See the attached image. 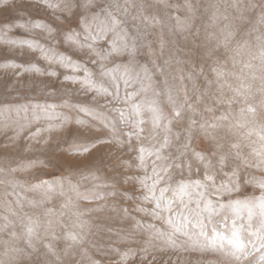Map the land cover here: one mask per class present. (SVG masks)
I'll return each mask as SVG.
<instances>
[{"label": "rangeland", "instance_id": "374dc122", "mask_svg": "<svg viewBox=\"0 0 264 264\" xmlns=\"http://www.w3.org/2000/svg\"><path fill=\"white\" fill-rule=\"evenodd\" d=\"M261 204L264 0H0V264H258Z\"/></svg>", "mask_w": 264, "mask_h": 264}, {"label": "snow or ice", "instance_id": "6c2138e0", "mask_svg": "<svg viewBox=\"0 0 264 264\" xmlns=\"http://www.w3.org/2000/svg\"><path fill=\"white\" fill-rule=\"evenodd\" d=\"M86 30H87V27H86ZM87 31H88V35L91 38L95 39V37H92L91 31L90 30H87ZM111 48L114 51H118L119 50V44H118V41L116 39L113 40L112 45H111ZM74 68L77 71H79V65H74ZM110 71H113L114 72L115 70H110ZM85 74H86V76H90L91 75L90 73L87 72L86 69H85ZM66 79H77V78L67 77ZM83 82L86 85H89V86H92V87H96L95 84L92 81L88 80V79H85ZM96 90L98 92L107 94V89L106 88H103L102 86L101 87H96ZM37 107H39V106H37ZM133 107H135L137 109L139 108L138 105H134ZM83 110L86 111V109H83ZM179 191H180L181 194H184V193H186L187 190L184 189V188H181V189H179ZM237 203H239V202H237ZM221 207H224V206L222 205ZM261 208H262V210H264V204H261ZM253 234L254 235H257L259 237V239H260V247L261 248H264V224H262L261 231L259 233H253ZM237 247L242 248L243 245L242 244H238ZM258 264H264V255H262L260 257V260H259Z\"/></svg>", "mask_w": 264, "mask_h": 264}]
</instances>
